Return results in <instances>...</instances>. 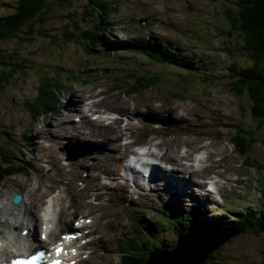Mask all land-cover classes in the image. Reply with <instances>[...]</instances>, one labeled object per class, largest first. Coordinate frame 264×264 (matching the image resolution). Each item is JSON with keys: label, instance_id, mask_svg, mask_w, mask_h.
<instances>
[{"label": "rangeland", "instance_id": "374dc122", "mask_svg": "<svg viewBox=\"0 0 264 264\" xmlns=\"http://www.w3.org/2000/svg\"><path fill=\"white\" fill-rule=\"evenodd\" d=\"M16 1L0 0V16L8 18ZM99 1L69 0L57 4L54 0H47L41 10L43 14L39 13L42 24L31 21L32 27L24 24L14 31L11 40L0 41V60L5 63L0 66V71L15 68L13 83L0 84V141L17 162L24 155L34 162L29 175H13L0 181V199L6 192L10 197L13 191L23 189L27 192L37 182V189L31 191L32 198L28 199V206L32 204L36 217V222L33 221L36 239L46 197L56 191V208L65 214L61 215L62 222H66L63 229L71 227L72 220L80 215H92L94 219L100 217L101 222L93 221L88 225L93 235L86 247L88 257L80 258L75 264H120L117 250L120 240L117 237L129 234L131 219L142 221L166 251L157 260L152 257L151 264H162L174 258L168 251L172 250L176 240L170 231H166L163 219L161 221L155 214L157 210H164V203L170 201L176 210L182 211L183 219L179 222L186 230L195 220L224 218L233 221L239 212L259 207L264 209L260 172V164H264V144L261 143L264 126L259 130L258 121L250 114L247 94L236 95L230 88L227 75L231 61L239 67L250 65L249 53L242 48L243 34L231 26L224 13L228 10L236 19L239 6L237 0H110L113 3L109 12H96ZM87 25L93 28L91 31L96 42L78 34ZM159 40L167 47L166 54H175V64L153 62L130 44L152 46ZM13 63L18 65L15 67ZM74 72L73 81L65 80L66 74ZM130 73L155 75L158 85L142 92L128 93L130 80L125 75ZM45 74L61 77L70 84L61 90L55 112L32 121L25 102L35 101L41 76ZM184 74H190L187 80L182 78ZM207 74L208 80L204 78ZM87 96L99 101L88 108L85 100L81 103ZM70 98L75 103L74 110L68 104ZM80 103L82 109L78 107ZM102 108L113 110L116 117L121 118L119 122L111 120L109 126L106 124L110 121L106 118L99 123L104 129L102 135L105 128L112 127L108 130L112 145L96 134L99 130L94 131V137L77 132L79 127H70L89 118L82 120L81 110L91 114ZM75 117L81 120L76 122ZM152 120H163L168 124L164 125L165 128L155 126L160 127L159 133L165 136H150L148 139L154 151L150 152V157L154 155L150 160L164 173L176 175L179 173L170 162L171 156L185 148L204 151L209 160L217 163L207 174L213 173L221 179L214 192L197 194L195 186H188L189 183L199 185L196 180L183 184L172 176H161V172L155 175L153 186L149 185L153 188L148 191L138 192L130 187L121 176L129 149L126 143L138 140L139 132L150 128ZM62 122V130H53L48 137H43L47 129H56L55 125ZM84 127L85 131L91 129L86 123ZM236 127L258 136L259 143L255 140L246 143L245 155H240L232 146ZM63 130L69 131L60 134ZM68 140L83 143L73 149L71 155L88 149L105 152L68 161V153L61 151ZM52 141H55L54 151L51 148L45 150ZM195 157L201 159L199 155ZM107 166L108 173L104 170ZM235 172L238 181L234 185L226 178ZM51 182L54 188L47 186ZM35 194L38 201H34ZM60 194L65 195L63 203ZM223 196L227 198L223 199ZM203 202L206 203L204 207ZM60 204L67 209H62ZM126 205L130 207L127 211ZM172 206L161 214L162 218L174 212ZM195 209L198 211L195 218L190 219L184 214H191ZM9 216L13 224L18 223L17 213L11 211ZM206 244L197 242L196 246L200 248L192 250V257H198L196 253L205 250ZM180 252L184 255L182 249ZM262 252L264 235L255 237L238 233L212 249L206 261L207 264H263Z\"/></svg>", "mask_w": 264, "mask_h": 264}, {"label": "trees", "instance_id": "16d2710c", "mask_svg": "<svg viewBox=\"0 0 264 264\" xmlns=\"http://www.w3.org/2000/svg\"><path fill=\"white\" fill-rule=\"evenodd\" d=\"M45 1L47 0H17L14 3L13 12L8 18L6 16H0V41L11 40L13 38L14 31L18 27L20 28L24 26V24L32 27L30 25L31 21H39L40 24H42V18L39 13L42 9H44L42 7ZM66 1L69 0H60L56 1V3L61 4ZM112 3L113 1L110 2V0H100L97 3L95 11L102 12V10H104L109 12L111 10ZM237 4L239 6V12L236 19L231 16L230 11L225 10L224 13L229 19L231 26L243 34L242 48L249 53L250 65L246 67H239L235 61L229 62L227 75L230 79L228 83L236 95H243L244 93L247 94L251 104L250 114L254 120L258 121V127L260 130L262 126H264V0H237ZM100 7L103 9H100ZM41 14L43 13L41 12ZM9 19L11 21H9ZM91 30H93V28L87 25L82 27L80 31H78V34L82 38H89L90 40L96 42V39L93 37L94 35H92L93 31ZM132 43L135 44L134 42H131L130 44L132 47L153 62L175 64L173 62L175 54H166L167 47L161 40H159L158 43H153L152 46H145L141 44L133 45ZM2 65L5 66V63L0 60V66ZM13 65L16 67L18 63H13ZM14 70L15 68H6L5 70L0 71L1 85L5 82L13 83L15 74L12 73ZM189 75L190 74H184L182 75V78L187 80L186 77ZM208 75L209 74L204 77L206 80H208ZM125 76L130 80V85L126 90L128 93L136 91L142 92L158 85V77L155 75H137L136 73H130ZM41 77L42 80L39 83L40 85L38 86L35 101L25 102V105H28V110L32 120H38L41 111L48 114L58 107L61 90L65 89L68 84H70L66 83L65 80L73 81L76 74L75 72L73 74H66L65 80L61 77H51L49 74H45ZM165 124L167 125L168 123ZM234 131L235 133L232 139H235V142H232V145L236 152L240 155H245L243 150H245L247 142L255 140L259 143L258 136L253 135L251 131L238 127H236ZM244 136L245 138H243ZM261 143L264 144V140H261ZM33 166L34 162L29 160L27 155H24V158L17 162L16 158L8 153L4 143L0 141V180L7 176L16 175L21 172H29ZM260 166L262 169L260 172L263 178L261 192L264 196V164H260ZM172 207L174 212L166 218H162L161 214H164L165 211L167 212L171 209V205L169 203L164 204V210L155 211L158 218L161 221L163 219V225H165L167 229L166 231H170L176 237L175 242L172 244V250L176 247L180 235L194 230L233 228L241 235L249 234L255 237L264 235V209L260 207L245 210L243 213L239 212L233 221H228L224 218L204 221L195 220L190 223L191 228H189V230H186L183 223L179 222L183 219L182 211L176 210L174 206ZM125 208L126 211L130 209L129 205H126ZM190 213L191 214H184L192 219L196 217L198 211L195 209ZM131 221L132 222L129 225V234L125 235L123 238L119 236L117 237L120 240V242L117 243V250L120 255V264H150V256L158 251L162 253L166 251L162 249L163 245L160 242H156L153 238L152 231L142 225V221H134L133 219H131ZM184 244L187 245L189 251H192L195 248V250L198 251L200 248H197L198 246L196 245L188 243V241ZM188 245H190V247H188ZM171 251H168V253H171ZM182 251L184 253V247ZM203 251L198 254L196 253V255L200 258ZM175 252L177 255L174 258L178 257L180 259L182 253L179 250H176ZM173 253L174 252L171 254ZM209 256L206 259L207 261ZM173 259L170 261L165 260L163 264H171ZM194 260L195 258L191 257L190 264L191 262L194 263ZM206 260L203 263L207 264ZM261 260L264 264V252H262Z\"/></svg>", "mask_w": 264, "mask_h": 264}, {"label": "bare ground", "instance_id": "6f19581e", "mask_svg": "<svg viewBox=\"0 0 264 264\" xmlns=\"http://www.w3.org/2000/svg\"><path fill=\"white\" fill-rule=\"evenodd\" d=\"M98 87V86H97ZM77 88H78V86H77ZM102 91V90H101ZM82 93V92H81ZM71 95V94H70ZM85 95V94H84ZM82 96V95H81ZM80 97V96H79ZM84 97V96H83ZM96 98V97H95ZM87 99H89V97L87 96L86 98H84L82 101H81V103L84 101V100H87ZM74 100V99H73ZM77 100V99H76ZM75 100V101H76ZM99 101V99H95V100H92L91 101V103L88 105V108H92L97 102ZM81 103L79 104V106L78 107H80L81 108ZM69 105H71L73 108H72V110H74V109H76L75 108V103H73V101H72V99L70 98V102L68 103ZM77 107V108H78ZM139 110V109H138ZM132 111V110H131ZM95 112L96 111H94V112H92L91 113V115L92 114H95ZM129 112V111H128ZM135 113V112H134ZM46 114H45V112L44 111H41L40 112V115H39V119H41L42 117H44ZM133 118V117H132ZM117 119V121L119 122L120 121V117H117V118H115L114 119V121ZM157 119V118H156ZM103 122L104 121V119L103 118H101V117H99L97 120H95V121H92L90 118H87V119H85V120H83V123H81V124H78V125H73V126H70V127H79V130H77V132H79V133H83V134H86V135H93L94 136V131H96V130H99V133H96V134H100V136H101V138H102V140H104V141H106V142H108V144H111L112 145V142L110 141V139H109V134H108V130L110 129V128H112V127H108L107 129L105 128V133H103V135H102V133H101V131H104V129H103V127H99V123L100 122ZM111 122L112 121H110L109 123H107L106 125H110L111 124ZM116 122V121H115ZM85 123L86 124H88V127L89 128H91L90 130H88V131H85V129L84 128H86V127H84V125H85ZM62 125H63V122L62 123H58V124H56L55 125V127H56V129H52L51 130V128H49V129H47L46 130V132H45V135L43 136V137H48V134L50 133V132H52L53 130H62ZM91 125V126H90ZM98 127H97V126ZM104 125V124H103ZM69 127V128H70ZM82 128V129H81ZM69 130H63L62 132H60V134H65L66 132H68ZM85 131V132H84ZM95 137V136H94ZM54 142L55 141H52V145H48L47 147H45L44 149L46 150L47 148H51V151L53 152L54 151V149H53V145H54ZM150 153V152H149ZM54 154V153H53ZM51 155V154H50ZM148 157H150V154L148 155ZM55 158V157H54ZM53 159V158H52ZM38 160H39V158H38ZM121 162V161H120ZM115 163V162H114ZM107 164V163H106ZM121 164V163H120ZM150 167H151V169H152V172H151V179L152 180H154V177H155V175L158 173V172H161L163 175H161V176H172L175 180H179L181 183H186L188 180H193L192 178H190V177H187L188 179H183L182 178V176L180 175V174H174V175H170V173L168 172V174H166V173H164L158 166H156L154 163H151L150 164ZM124 168V167H123ZM107 173H108V166H107V169H104ZM58 171L60 172V170L58 169ZM112 171V170H111ZM134 173V172H133ZM160 173V174H161ZM159 174V175H160ZM135 177H137L136 179H138V176H135ZM142 177H144L143 175H142ZM159 177V176H158ZM183 179V180H182ZM174 180V181H175ZM124 181V180H123ZM179 181H176V182H178V183H180ZM185 181V182H184ZM197 181V180H196ZM139 182V181H138ZM154 182V181H153ZM167 182H169L170 183V181H167ZM197 183H199L198 181H197ZM173 185V184H172ZM175 185V184H174ZM192 185V183H189L188 184V186H191ZM47 186H53V188H54V185H53V183L51 182L50 184H47ZM199 186H200V184H199ZM37 187V182L36 183H34L33 184V186H32V188L29 190V191H27V192H25V191H23V189H20L18 192L19 193H21L22 194V201L18 204V205H13V204H11L10 203V194L8 195V193L6 192L5 193V195L3 196V198H1L0 199V218H1V221H2V224L0 225V226H2L3 228H2V230L0 231L1 233H4V234H8V238L9 239H14V242H12L11 240H8V242L7 243H5V245L7 246V247H9V249H11V248H14V249H16L18 252H21V251H23V250H27L28 248H30V246H31V244H26L27 243V241L29 240V241H33L34 243H38V244H40L42 241L41 240H39V239H36L35 237H34V234H33V228L35 227V222H36V217H35V215H34V213H33V209H32V204H30L29 206H28V199L29 198H32V195H31V191L33 190V189H35ZM168 187H169V184H168ZM90 188H91V186H90ZM189 188V187H188ZM187 188V189H188ZM37 189V188H36ZM181 189V188H180ZM186 190V189H185ZM185 190H179L180 192H183V191H185ZM2 192V191H1ZM60 201L63 203V200L65 199V195H62V194H60ZM57 198H59V197H57ZM56 198L53 196V198H51V202H52V210L53 211H58L57 210V206H56V203H57V200H55ZM29 200H31V199H29ZM37 200V197H36V194L34 195V201H36ZM40 200V199H39ZM33 201V202H34ZM38 201V200H37ZM47 205V204H46ZM81 205H83V204H81L80 203V206ZM60 206H61V208L62 209H67V207H64V206H62L61 204H60ZM93 206V205H92ZM15 207H17L18 208V210H16V213H17V215H19V216H15V218L17 219V221H18V223L17 224H13V219H12V217H10L9 216V214H10V212L12 211V209H14ZM37 207V206H36ZM83 207H85V206H83ZM37 213V212H36ZM63 213V211L62 210H60L58 213L56 212V213H54L53 214V217H52V222L54 223V228L53 229H50V228H47V231H48V234H47V238H48V240H49V242H51V243H49V246L50 245H52L53 243H55L56 242V240L55 241H53L54 239L53 238H55V236H56V231L58 232V231H60V230H63L62 232H59V234L58 235H60V234H62V233H64L65 232V230H68L69 228H65V229H63V226H65V221L64 222H62V218H61V215H63L62 214ZM74 213V212H73ZM106 213V212H105ZM48 214H50L49 212H48V210H47V212H45V213H43V215H41L40 217H39V220H41L42 221V219H43V217L45 216V215H48ZM104 214V213H103ZM65 215V214H64ZM102 215V214H101ZM81 216V215H80ZM33 218H34V220H33ZM70 220V219H69ZM33 221H35V222H33ZM94 221L95 222H101V220H100V217H98V219H94ZM49 222H51L50 220H45L44 221V223H49ZM15 227H17V228H19V230H18V232L17 231H14L13 229L15 228ZM6 228L8 229V230H6ZM24 228H28L29 229V234L27 235V236H25V237H23V236H21L20 235V231L22 230V229H24ZM40 233V232H39ZM51 239H53V240H51ZM0 240H2V237H0ZM53 241V242H52ZM30 243V242H29ZM44 243H46V242H44ZM7 247H5V248H0V256L2 257V256H13V255H25V253H22V254H17V253H10V251L8 250V248ZM160 247V246H159ZM187 248V245H185L184 246V253H186V251H188V248ZM195 248V247H194ZM159 249V248H158ZM168 251V250H167ZM124 259V258H123ZM85 262V261H84ZM178 261L175 259V260H173V262L172 263H177ZM154 264V263H153Z\"/></svg>", "mask_w": 264, "mask_h": 264}, {"label": "water", "instance_id": "95a60500", "mask_svg": "<svg viewBox=\"0 0 264 264\" xmlns=\"http://www.w3.org/2000/svg\"><path fill=\"white\" fill-rule=\"evenodd\" d=\"M56 1H60V0H56ZM87 144H89V143H87ZM80 146H83V143H80V142L74 143L72 141H68L64 145V150H66L70 156L68 158V160H74L75 161L78 158L85 157L86 155H92L95 152L98 154H101L103 152L102 150L95 151L93 149H88V150L80 152L76 155H71L72 150L77 148V147H80ZM20 200H21V196L18 194H15L11 199V201L13 203H18ZM237 234H238V231H236L232 228H231V231H227L226 229L194 230L190 233L188 232L186 234L180 235L179 240L177 241V245L174 248V250L171 251V253L174 252L172 255H174V257H175L177 255L175 251L176 250L180 251V249H183V247L185 246L184 243L186 241H188V243H190V244H195V245L197 244V242H207V243H209V245H207L205 251H203L201 253L200 258L196 257L194 260V263L191 262V264H202L207 259V257L210 255V251L212 249L217 248L219 245L226 242L230 238H233ZM193 252L194 251H188V252L184 253V255H181L180 259L178 257H176V259L179 260L176 264H190V258L193 256V254H194ZM161 254H162V252L158 251V252H155L152 256H150L149 257L150 264L152 263V257H155L154 260H157ZM171 264H175V263H171Z\"/></svg>", "mask_w": 264, "mask_h": 264}, {"label": "snow or ice", "instance_id": "6c2138e0", "mask_svg": "<svg viewBox=\"0 0 264 264\" xmlns=\"http://www.w3.org/2000/svg\"><path fill=\"white\" fill-rule=\"evenodd\" d=\"M56 251L59 253L61 251L60 248H57ZM43 253L39 254V256H42ZM37 255H32L31 257L28 258H23V257H17L13 260L10 261V264H35V260L39 258ZM52 264H60L58 260L53 261Z\"/></svg>", "mask_w": 264, "mask_h": 264}]
</instances>
